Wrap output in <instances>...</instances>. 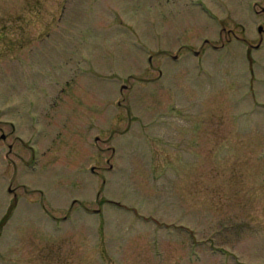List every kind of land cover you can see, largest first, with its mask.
Listing matches in <instances>:
<instances>
[{
	"label": "rangeland",
	"instance_id": "obj_1",
	"mask_svg": "<svg viewBox=\"0 0 264 264\" xmlns=\"http://www.w3.org/2000/svg\"><path fill=\"white\" fill-rule=\"evenodd\" d=\"M261 26L264 0H0V264H264Z\"/></svg>",
	"mask_w": 264,
	"mask_h": 264
},
{
	"label": "flooded vegetation",
	"instance_id": "obj_2",
	"mask_svg": "<svg viewBox=\"0 0 264 264\" xmlns=\"http://www.w3.org/2000/svg\"><path fill=\"white\" fill-rule=\"evenodd\" d=\"M261 27H262V26H261ZM263 31H264V29H263ZM263 33H264V32H263ZM263 33H262V34H263ZM228 34H229V33H228ZM250 48L252 49L253 47H250ZM215 49H216V48H215ZM0 140L3 142L2 147H3V152H4V154H5V158H6V159H10V155H12L13 150L15 149V148H14V143H12V144L7 143L8 138H7V135H4V134L0 136ZM14 140H17V139H14ZM14 156H18V154H17V153H14ZM9 193L12 194L13 197H14V199L16 200V193H15V191L12 190V189H9ZM76 206H78L79 209H82V208H83V209L87 210L84 206H82V203H79L77 200H73V201L70 203V207L68 208L69 211H68L67 213L71 214L72 210H73ZM74 210H75V209H74ZM197 260H198V259H197Z\"/></svg>",
	"mask_w": 264,
	"mask_h": 264
},
{
	"label": "trees",
	"instance_id": "obj_3",
	"mask_svg": "<svg viewBox=\"0 0 264 264\" xmlns=\"http://www.w3.org/2000/svg\"><path fill=\"white\" fill-rule=\"evenodd\" d=\"M5 220V221H4ZM3 222L0 225V229L3 227V225L5 224V222L7 221L6 219H4Z\"/></svg>",
	"mask_w": 264,
	"mask_h": 264
},
{
	"label": "water",
	"instance_id": "obj_4",
	"mask_svg": "<svg viewBox=\"0 0 264 264\" xmlns=\"http://www.w3.org/2000/svg\"><path fill=\"white\" fill-rule=\"evenodd\" d=\"M262 32V28H259V33H261Z\"/></svg>",
	"mask_w": 264,
	"mask_h": 264
}]
</instances>
